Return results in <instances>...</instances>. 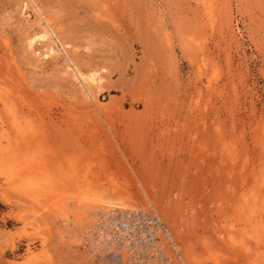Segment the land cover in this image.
<instances>
[{
	"label": "rangeland",
	"instance_id": "obj_1",
	"mask_svg": "<svg viewBox=\"0 0 264 264\" xmlns=\"http://www.w3.org/2000/svg\"><path fill=\"white\" fill-rule=\"evenodd\" d=\"M147 203L264 264V0H0V264H119L81 233Z\"/></svg>",
	"mask_w": 264,
	"mask_h": 264
},
{
	"label": "built area",
	"instance_id": "obj_2",
	"mask_svg": "<svg viewBox=\"0 0 264 264\" xmlns=\"http://www.w3.org/2000/svg\"><path fill=\"white\" fill-rule=\"evenodd\" d=\"M154 204L99 211L81 234L91 255H126L129 264H184L181 246Z\"/></svg>",
	"mask_w": 264,
	"mask_h": 264
},
{
	"label": "bare ground",
	"instance_id": "obj_3",
	"mask_svg": "<svg viewBox=\"0 0 264 264\" xmlns=\"http://www.w3.org/2000/svg\"><path fill=\"white\" fill-rule=\"evenodd\" d=\"M45 22H46V21H45ZM41 26H42V25H41ZM46 26H47V25H46ZM49 29H50L49 27H42L41 30L38 31L39 34L35 36V39H34V38H33V39H34V40L37 39V40H40V41H41V40L44 41V40H46V39L48 38V39H50V41H51L50 34H51V36H52V30H51V29L49 30ZM36 32H37V31H36ZM35 34H36V33H35ZM49 37H50V38H49ZM57 38H58V37H57ZM48 41H49V40H48ZM34 42H35V41H34ZM59 43H60V42H59ZM55 45H56L55 42H53V40H52V44H51V46H53V47H50V51L52 52V54L55 53V51H56V49H55ZM56 47H57V46H56ZM48 50H49V49H48ZM57 52H59V51H57ZM46 57H47V56H46ZM48 57H49V56H48ZM82 80H83V78H82ZM87 80H89V78H87ZM87 80H85L84 82H85V84H86V87L88 88L87 90H88V93H89V90H90V89H89V86L91 85V83H90L89 81H87ZM82 82H83V81H82ZM84 82H83V83H84ZM91 82H92L93 84H100V82H99V80H98V77H97V78H96V77H95V78L93 77V79H91ZM91 86H92V85H91ZM89 95H90V94H89ZM96 203H97V202H96ZM99 203H100V201H99ZM99 203H98V204H99ZM147 204H148V203H147ZM96 205H97V204H96ZM96 205H95V206H96ZM107 205H108V204H107ZM97 206H100V205H97ZM109 206H110V205H109ZM109 206H107V207H109ZM124 206H125V208H129L128 205H127V206L124 205ZM124 206H123V207H124ZM153 206L158 210V208H157V206H156L155 204H154ZM104 207H105V206H104ZM82 208H83V206H82ZM89 208H90V207H89ZM96 208H97V207H96ZM105 208H106V207H105ZM129 209H130V208H129ZM82 210H83V209H82ZM88 210H89V209H88ZM88 210H86V211L88 212ZM95 210H96V209H95ZM109 210H110V209H109ZM82 212H83V211H82ZM88 214H90V213H88ZM91 214H94V213H91ZM96 215H97V214H96ZM87 216H88V215H87ZM87 218H90V217H87ZM79 220H80V219H79ZM82 220L85 221L86 219L84 220V218H82ZM92 221H93V220H92ZM83 232H84V231H83ZM83 232H82V233H83ZM82 233H81V234H82ZM118 255H119V254H117L116 256L113 257L114 261H117V263H119V264H129V263H128V260H127V257H126L125 254H123L122 257H119ZM92 256H96V255H92Z\"/></svg>",
	"mask_w": 264,
	"mask_h": 264
}]
</instances>
